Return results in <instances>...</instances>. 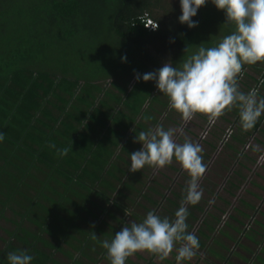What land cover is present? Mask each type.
Wrapping results in <instances>:
<instances>
[{
    "label": "trees",
    "instance_id": "16d2710c",
    "mask_svg": "<svg viewBox=\"0 0 264 264\" xmlns=\"http://www.w3.org/2000/svg\"><path fill=\"white\" fill-rule=\"evenodd\" d=\"M210 3L208 0L192 18L198 26L189 28L179 19L172 23V27L169 25V10L162 5V0H0V133L5 135L0 142V196H5L3 200L0 197V218L11 219L5 214L8 209L15 215L11 220L15 224L13 229L5 228L10 239L3 252L6 249L25 250L34 257L31 264H86L82 257L94 260L89 252H98L96 243L98 247L102 246L98 233L105 231L101 223L111 224L106 216L121 220L111 207L97 204L92 198L108 199L111 190L127 197L125 189L136 190L130 186L143 191L136 182L145 184L142 176H148L147 171L152 168L145 166L141 171H130V155L142 149V144L135 142L136 136L140 131L150 129L152 121V128L162 124L165 129L175 125L190 130L181 115L169 108L168 97L159 92L156 83L142 79L143 74L156 71L148 65L145 57L151 63H159L146 50L157 42H163L166 49H172L171 56L175 55L182 63L198 37L202 38L199 29L205 13L214 14L216 6ZM181 15L182 12L179 17ZM147 17L158 23V29L146 27ZM232 26L226 24L219 33L224 30L223 36L231 34ZM105 34L111 37L105 39ZM135 47L140 50L136 57L133 53ZM245 69L243 79L239 80L240 90L247 93L255 87L264 98V85L260 84L264 80V64L246 65ZM137 74L141 79L132 82ZM109 78L112 80L107 86L105 81ZM106 87L114 88L117 95L110 96V91H104ZM151 112L153 120L145 121ZM164 113H167L168 124L160 119L159 115ZM232 113L236 120L230 117ZM196 116L203 118L202 123L197 124L205 129L209 123L207 117ZM220 118L229 125L222 130L223 134L213 130L214 126L221 124L218 123ZM220 118L206 138L194 132L199 136V142H210L211 133L220 135L218 142L224 141L231 125L242 128L238 109ZM125 119L127 121H122ZM263 120L264 114L255 129L263 125ZM137 125H140V131ZM106 128L112 129V135L117 131L118 136L112 139L110 134H104ZM65 147L72 150L67 156L58 155V150ZM201 155L208 168L210 156L204 150ZM109 165L117 169L108 170ZM171 166L177 169L175 165ZM33 169L43 172L45 178H39ZM88 172L92 175L89 176ZM184 174L187 182L176 183L179 189L161 184L159 180H155L156 185L149 186L151 191L153 187L163 189L158 188L161 191L158 193L152 192L154 196L167 199L164 191L172 190L176 197V200L169 198L166 205L164 200L150 194L152 197L149 198L157 204L153 206H162L163 209L159 213L157 209L152 211L161 217L174 219L190 179L187 173ZM163 175L172 181L167 173L163 172ZM112 177L120 180L119 183L116 184ZM30 179L38 181L40 186L32 184ZM202 180V199L197 205L188 206L186 221L189 232H193L196 223L200 222L195 234L200 241L197 262L234 264L231 260L233 251L227 252L231 255L228 256L221 250L229 247L225 244L227 240L249 250L247 253L238 246L230 247L240 252L238 258L242 257L244 264H264V223L257 220L255 214L249 215L248 220L236 214L238 218L232 221L241 229L220 235L219 231L227 225L220 227L221 214L228 212L222 210L213 215L206 210L210 201L213 203L218 199L215 196L220 193V186L209 175H204ZM232 184L230 181L229 186ZM25 186L33 188L36 193L29 194L23 189ZM143 193L145 199L149 193ZM17 194L30 204L16 198ZM207 198L209 201L203 202ZM133 200L138 204L137 198ZM239 200L243 202L242 198ZM12 201L22 204L24 209L18 210ZM169 201L175 205H170ZM88 203L97 205L102 212L98 213ZM147 203L139 202V205L144 208ZM240 205L232 209L241 211ZM117 206L123 212L128 208L125 203L117 202ZM254 210L259 211L257 208ZM205 213L209 218L204 217ZM131 216L135 220L139 216L146 217L133 210ZM251 220L261 228L248 227ZM28 221L30 223H26ZM82 221L91 224V228H83ZM120 230L117 228L116 232ZM80 232L83 236L77 234ZM92 232L97 235L96 240L92 239ZM114 235L109 234L110 241ZM231 238L234 241H230ZM11 239L14 242H10ZM243 252L247 255L243 256ZM102 257L108 258L107 250ZM165 261L170 262V259ZM95 262L99 264V260ZM0 263L8 264V261L0 255Z\"/></svg>",
    "mask_w": 264,
    "mask_h": 264
},
{
    "label": "clouds",
    "instance_id": "9594fccd",
    "mask_svg": "<svg viewBox=\"0 0 264 264\" xmlns=\"http://www.w3.org/2000/svg\"><path fill=\"white\" fill-rule=\"evenodd\" d=\"M211 2L225 13V24L234 25V31L224 36L216 46L205 48L200 45L198 51L179 67L168 62L155 72L143 74L142 79L156 83L159 92L168 97L169 108L178 112L185 124L197 114L206 116L210 124H215L226 113L238 109L240 125L247 132L264 114V98L259 97V89L255 87L247 93L241 91L239 80L244 77L246 65L264 63V0ZM207 3L208 0H180L182 15L179 22L189 28L197 27L198 22L192 18ZM146 27L158 29L159 25ZM136 79H141L140 74ZM260 84L264 85V80ZM182 134L180 129H165L158 124L136 136L135 142L141 143L142 149L130 155L131 172L141 171L145 166L162 169L175 160L190 179L174 219L161 217L155 210L149 211L141 222L125 223L111 241H102L110 264H126V260L138 252H148L164 261L176 251V264L191 261L197 256L200 241L188 231L186 221L188 206L197 205L202 199L200 181L207 165L203 162L200 144L187 137L183 143L177 142L176 137ZM4 139L5 135L0 133V142ZM71 150L69 147L59 149L58 155L67 156ZM125 214L131 215L128 208ZM92 239H97L95 232H92ZM33 259L25 250L7 254L8 264H31Z\"/></svg>",
    "mask_w": 264,
    "mask_h": 264
},
{
    "label": "rangeland",
    "instance_id": "374dc122",
    "mask_svg": "<svg viewBox=\"0 0 264 264\" xmlns=\"http://www.w3.org/2000/svg\"><path fill=\"white\" fill-rule=\"evenodd\" d=\"M213 3H210V5H212ZM162 5L163 6H165L168 10H169V17H168V19H167V22L169 23V25L172 27V23H175L178 19H179V15H180V13L182 12V9H181V4H180V0H162ZM206 14V16L204 17V20H203V24H202V26L200 27V29H199V31H202V38H201V36H199L198 37V39L196 40V42L191 46V48H190V54H189V56H191V55H193L194 53H196L197 51H198V47L200 46V45H202L203 44V47H205V48H208V47H213V46H216L222 39H223V31L224 30H222V32H220L219 33V30H221L223 27H224V29H225V26H226V15L223 13V11L222 10H218L217 8L214 10V14H212V12L211 13H205ZM227 30V29H226ZM232 31H234V25L232 26ZM231 31V32H232ZM227 35H229V34H227ZM111 36L110 35H108V34H105L104 35V38L105 39H109ZM114 39L118 42V39H117V37L116 36H114ZM103 48L105 49V47L103 46ZM140 50H139V48H137V47H135L134 49H133V53L135 54V57H136V55L138 54V52H139ZM146 52H149V54L150 55H152L153 56V58L154 59H157V60H159V63H158V65L157 64H154V63H151L146 57H145V54H143L142 53V58H144V59H146V62L148 63V65H150L151 67H153L156 71L158 70V69H160L161 67H163V65L165 64V63H168V62H171L172 64H173V66H177V67H179L180 66V61H179V59L178 58H176V56L174 55V56H171V53H172V49L171 50H169V49H166V47H165V44L163 43V42H157L155 45H152V46H150L147 50H146ZM188 56V57H189ZM264 63H260V62H258L257 63V65H263ZM252 70V69H251ZM135 79L136 78H132V82H134L135 81ZM111 80H112V78H109L108 80H106L105 81V83L107 84V86H109V83L111 82ZM104 91L106 92V91H110L109 92V95L110 96H112V97H115V94L117 95V93L114 91V88H112V89H110V88H108V87H106V88H104ZM108 94V93H107ZM102 98V97H101ZM108 99H110V97H108ZM98 101H99V99H98ZM156 101V100H155ZM149 103V101L147 102V104ZM156 103H158V101H156ZM155 103V104H156ZM149 114H151L150 116H146V118L144 119L145 121H151V120H153V112H151V113H149ZM98 115V114H97ZM167 113L165 114H161V115H159L160 116V119H161V121H162V123H166V124H168L167 123ZM121 117V116H120ZM197 116H195L194 117V119L192 120V121H190V122H188L187 123V125L188 126H190V125H193V121L195 120V118H196ZM143 120V122L145 123V121ZM259 120H261V119H259ZM111 121L113 122L114 120H113V118H111ZM122 121H127V119H125V120H122ZM153 122V121H152ZM150 123L149 124V127L150 128H152L153 127V125H154V122L153 123ZM218 123H225L226 124V121L224 122V120L222 119V118H220L219 119V121H218ZM116 124V123H115ZM145 125H146V123H145ZM156 126V125H155ZM170 126H171V124H170ZM173 127H174V125H172ZM137 130H141V128H140V125H137ZM148 130V129H147ZM89 132H90V130H88ZM144 131H146V130H144ZM230 131V130H229ZM228 131V132H229ZM232 131V130H231ZM129 133V132H128ZM104 134H110L111 135V137H112V139H114V138H116L117 136H118V132L116 131V133H114L113 135H112V129H110V128H106V130H105V132H104ZM234 134V133H233ZM176 140L178 141V138L176 137ZM230 140V139H229ZM125 144V142L124 143H122L121 144V146L122 145H124ZM198 144H200L201 145V142L200 143H198ZM127 145H129V143L127 144ZM128 147V146H127ZM120 150L122 149V147H120L119 148ZM112 151H115V148L113 149H111ZM264 153V152H263ZM129 160L131 161V159L129 158ZM203 162H205V161H203ZM258 162H259V164L260 163H263L264 162V155L260 158V160L258 159ZM110 167H108L109 169L108 170H110L111 169V171H114V170H116L117 168L114 166V165H109ZM258 167V166H257ZM47 170V169H46ZM108 170H107V173L109 174V172H108ZM33 171L35 172V174L39 177V178H45V174L43 173V172H40V171H38V170H35V169H33ZM164 171H167L169 174H170V176H172V178H174V179H176L175 181H169V180H166V178L164 177V175H163V172ZM183 172L184 173H187L186 171H184L183 170ZM182 171H181V173L179 172V173H177V172H173V171H171V169H169V167H167V166H165L164 168H162V169H153V168H151V169H149L148 171H147V173H148V176H142V177H144L143 179L144 180H146L145 181V184H143V183H140V182H136L139 186H141L142 187V189H143V191L142 190H139L137 187H134V186H130V187H133V188H135L136 190H134V189H132V188H128V189H125V191H126V193L128 194L127 195V197L125 196V195H122V194H119L117 191H110V192H112L111 193V195L112 194H114V195H108V199H105V200H102V199H100L99 197H96V196H94L92 199L94 200V201H96V203L97 204H99V203H101V204H106V205H108L109 207H111V210H113L115 213H116V215H117V217L121 220V221H119V220H116L115 219V217H112V216H106L107 217V219L109 220V222L111 223V224H109V223H101L102 224V226H103V229H104V231L105 232H99L98 233V236H99V238L103 241V240H109L110 241V238H109V234H115L116 233V229L117 228H120V229H122V227L124 226V224L125 223H128V222H130V221H135V222H141L144 218H145V216H144V218L142 217V218H140V216L138 217V218H136V220L130 215V216H127L126 214H125V212H123V210L122 209H117V202H119V203H125V205L126 206H128V208H129V211H130V213L132 214V210L135 212H138L139 214H143V215H147V212H149V211H152V209H157V212L159 213V212H161L163 209H162V206H156V207H154L153 205H157L156 203H154L149 197H152V195L154 196V193H152V192H157L158 193V191L159 192H161L160 190H163V189H161L160 187H153L152 188V191L149 189V186H151V185H156L155 184V180H159V182L161 183V184H167V185H172V187L171 188H178L179 189V186H177L176 185V183H177V181H178V179L180 180V181H178V182H180V183H184V182H187V180L185 179V174L183 173ZM117 173H118V170H117ZM88 174H89V176H91L92 174H91V172H88ZM87 173H86V175H88ZM206 174V173H205ZM113 176V175H112ZM112 178H114V177H112ZM131 180H133V178H131ZM30 181L32 182V184H34V185H36V186H40V183L38 182V181H36V180H32V179H30ZM119 181L120 180H117L116 178H114V182L116 183V184H118L119 183ZM201 182V181H200ZM132 184V183H131ZM158 185H160V184H158ZM233 185V184H232ZM234 187H235V185H233ZM244 187H243V189H242V191L241 192H243V191H245V192H248V193H250L251 194V190H255L256 188H255V186H256V183L255 182H250L249 180L245 183V185H243ZM230 187V186H229ZM203 188L205 189L206 188V186H203ZM23 189L26 191V192H28L29 194H31V195H33V194H35L36 193V191L33 189V188H28V187H23ZM229 189V188H228ZM141 192V193H139V192ZM143 192H145V193H149V194H146L145 195V199H144V197H143V195H144V193ZM229 192H231V191H229ZM242 193L240 196L241 197H243L244 199H247V200H249V201H253V202H255L254 201V198H252L251 196H248L246 193ZM142 193H143V195H142ZM150 194H152V195H150ZM164 194H169L168 193V191H166V192H164ZM213 195V194H212ZM222 194H220V193H218V195L217 196H215L216 198H218L219 200H223L224 201V199L222 198V196H221ZM1 197V200H3L4 198H5V196H0ZM148 197V198H147ZM154 197H158L160 200L162 199V200H164V202L163 203H165L166 205H167V203H166V199L164 198H162L161 196H154ZM16 198H20L21 199V201L23 202V203H29L30 204V202L29 201H27L25 198H23V197H21V195H19V194H17L16 195ZM133 198H137V201H138V204L136 203V202H134V200H133ZM237 198H239V195L237 196ZM44 202H47L45 199H43V198H41ZM122 200V201H121ZM206 201H209V198H207V200H205L204 199V201L203 202H206ZM214 201H216L217 202V200H214ZM213 201V202H214ZM139 202L140 203H147V205H145V206H143L144 208H142L140 205H139ZM180 203H181V201H180ZM225 203H226V206H231V200H228L227 202L225 201ZM240 203H241V201H240ZM12 204L18 209V210H23L24 209V206L21 204H18V203H16L15 201H12ZM169 204L170 205H175L174 204V202L172 203L171 201H169ZM232 206L231 207H229V208H227V212H228V214H221V222H220V227L222 228L223 226H224V224H227L223 229H221L220 231H219V234L220 235H224L226 232H229V230H234V231H237V229L239 228V226H238V223L237 224H234L233 223V219L234 218H238L237 216H236V214H237V212H240V210H238L237 212H235L236 210L235 209H232L233 208V206H236L237 204H238V200L237 199H232ZM256 204H258V202H256ZM88 205L89 206H91V208H93L95 211H97L98 213H100V212H102V211H100V208H98L97 207V205L96 206H94L93 204H91V203H88ZM1 206V205H0ZM146 206H147V208H146ZM243 206H246L247 208H252L251 206H247L246 205V203H245V201H243ZM177 208L179 207V206H176ZM214 208H215V210L214 209H212V206H210L209 207V211L211 212V213H213V215H214V213L216 214L217 213V211H222V210H225V209H223V208H219V205L217 204L216 206H214ZM147 212H146V211ZM217 210V211H216ZM87 211V210H86ZM257 213H258V211H257ZM7 216H9L11 219L10 220H8V219H5V218H0V225H2V227H0V255H2V257L3 258H6L7 259V254L9 253V252H13V250L12 249H6L5 250V252H3L2 250H4L6 247H7V242H9V234H8V232L5 230V228H12L13 229V227L15 226V224L14 223H12L11 222V220L12 219H15V215H14V213L11 211V210H7L6 211V213H5ZM210 215H212V214H210ZM252 216V215H251ZM87 217H89L91 220H94V218L92 217V216H90L89 214H87ZM137 217V216H136ZM202 217H203V215H202ZM204 217L205 218H209V216H208V213H205L204 214ZM245 218H248L247 216H244ZM248 222V221H247ZM26 223H30L29 221L28 222H26ZM77 223H79V222H77ZM82 223H84L83 221H82ZM197 225V227H196V229L197 228H199V224H200V222L199 223H196ZM81 225V224H80ZM84 225H85V227L84 226H82L83 228H91V224H88V223H84ZM240 225V224H239ZM247 226L248 227H256L257 229H260L261 227H259V226H257V225H255V224H253V221L251 220V221H249L248 222V224H247ZM196 229L193 231V233L194 234H196ZM241 228H239V230H240ZM79 236H83V233L82 232H80V233H77ZM201 235H203V234H201ZM217 236H219V235H217ZM244 237V236H243ZM239 238H241V237H239ZM245 238V237H244ZM203 239V238H202ZM221 240H223L222 239V237L220 238ZM221 240H219L220 242H221ZM230 241H234L232 238L231 239H229ZM10 242H14L12 239H11V241ZM212 242H215V241H213L212 240ZM75 243H77V242H75ZM222 243V242H221ZM225 244L227 245V246H229L228 248H222L221 250L222 251H224L223 253H225L226 252V254H228L227 252H232L233 251V256H231V255H229L228 254V256H231L232 257V261H233V263L234 264H244L243 263V261L241 260V259H239L238 257H240V256H238L239 254H240V252L238 251V250H231V248H236L237 246H238V248H241V251H244V252H249V250L248 249H245L244 247L242 248L241 247V245H239V244H237V245H234V244H230V243H228V241L227 240H225ZM247 244V243H246ZM248 245H251V244H249L248 243ZM96 247H97V249H98V252H89V253H91V257L94 259V260H91V259H87V258H84V257H82L81 259L86 263V264H96V260H99V264H110V260L108 259V258H103L102 256H103V252L106 250V249H104L102 246H99L98 247V243H96ZM231 247V248H230ZM243 252V253H244ZM242 253V252H241ZM58 255L60 256V257H62L63 259H66V257L62 254V253H58ZM176 255H177V253H176V251H174L171 255H170V257H169V259H170V262L169 261H160V260H158L154 255H152V254H150V253H148V252H138V253H136L134 256H132V257H129L127 260H126V264H170L171 262H173L174 261V264H176V260H175V257H176ZM204 254L202 253V256H203ZM244 255H247L246 253H244L243 254V256ZM234 257V258H233ZM242 258V257H241ZM152 260H153V262H152ZM198 260H197V258L196 257H194L193 258V260H191V261H184V262H182V264H204V263H202V262H197ZM260 262V261H259ZM1 264V263H0ZM260 264H261V262H260Z\"/></svg>",
    "mask_w": 264,
    "mask_h": 264
},
{
    "label": "crops",
    "instance_id": "0c3cea01",
    "mask_svg": "<svg viewBox=\"0 0 264 264\" xmlns=\"http://www.w3.org/2000/svg\"><path fill=\"white\" fill-rule=\"evenodd\" d=\"M261 116H263V114ZM230 117H232V120H236L235 114L232 113ZM259 119H261V117ZM202 121V117H197V119L195 118V121H193V125L188 126V128L190 129L189 131L184 127H176L175 125L174 127L172 126L171 128L180 129L183 133L182 135L177 136V142L183 143L184 138L187 137L193 143H200L199 136L197 137L194 132L200 134L203 133L204 129L197 124L202 123ZM262 124L263 125H261L260 127H257L256 129L254 127L252 130L247 132H245L239 126L236 127L235 125H231L229 130L234 129V138L232 137L231 140H228L227 142H225V140L218 142L220 135L215 136L211 133V135L209 136L210 142L204 143V141H202L201 147L204 150V153L206 154L207 152V155L210 156V159L207 163L208 168L206 170L205 175H209L214 182H217L219 184V192L220 194H222L221 196L224 199V201L217 199V202H211L209 207L213 205L216 206L218 204L219 207L227 211V208L233 205L232 199H237L238 204H240L239 199L242 198V201H245L246 205L251 206L252 208H247L246 206H243V202H241V211L237 212V215L241 219H247L244 216H247L249 219V215L255 214L254 217L264 223V162L260 164L258 162V159L260 160V156L264 152V120ZM226 126L229 125L221 123L217 126H214L213 130L215 131V133L223 134L222 130L225 129ZM249 144L250 147L248 148ZM171 165H175L177 169H174V167H172ZM171 165H167V167H169L171 171L177 173H181V171L183 172L181 165L175 160H173V163ZM164 173H167V175L170 176L167 171H164ZM170 177L172 178V176ZM172 180L176 179L172 178ZM248 180L250 182L256 183V189L251 190V194L245 191L241 192L244 187L243 185H245ZM178 181L180 180L178 179ZM230 181H232L233 185H235L234 188L233 185L229 187ZM166 191H168L169 193L165 194L167 198L166 202L169 198L176 200V197L174 196L172 190H165L164 192ZM244 192L248 196L254 198L255 202L249 201L241 197L240 195ZM238 195L239 199L237 198ZM228 200H231V206H226L225 201L227 202ZM256 202H258V204H256ZM209 207L206 206L207 211H209ZM254 208H257L259 210L258 213L254 210ZM212 209L215 210V208ZM240 259L243 261L242 258Z\"/></svg>",
    "mask_w": 264,
    "mask_h": 264
},
{
    "label": "built area",
    "instance_id": "2783aa9c",
    "mask_svg": "<svg viewBox=\"0 0 264 264\" xmlns=\"http://www.w3.org/2000/svg\"><path fill=\"white\" fill-rule=\"evenodd\" d=\"M156 24V22L154 20H152L151 18L147 17L146 19V26H154ZM148 29H151V30H156V29H153L151 27H147ZM187 125V124H185ZM214 124H210L208 123V125L206 126V128L204 129L203 133H202V138H206L210 132V130L212 129ZM233 130L229 131L228 134L226 135L225 137V140L228 141L232 135H233ZM250 147V145H248V148ZM264 155V153L260 156V158Z\"/></svg>",
    "mask_w": 264,
    "mask_h": 264
}]
</instances>
